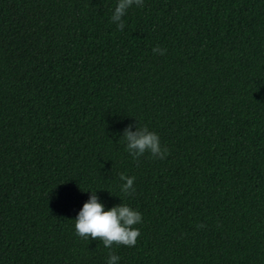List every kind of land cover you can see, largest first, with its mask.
I'll use <instances>...</instances> for the list:
<instances>
[{"label":"trees","instance_id":"trees-1","mask_svg":"<svg viewBox=\"0 0 264 264\" xmlns=\"http://www.w3.org/2000/svg\"><path fill=\"white\" fill-rule=\"evenodd\" d=\"M116 4L0 0V264H107L91 191L142 214L118 264H264V0H144L123 31ZM139 124L166 158H132Z\"/></svg>","mask_w":264,"mask_h":264},{"label":"clouds","instance_id":"clouds-1","mask_svg":"<svg viewBox=\"0 0 264 264\" xmlns=\"http://www.w3.org/2000/svg\"><path fill=\"white\" fill-rule=\"evenodd\" d=\"M144 0H117L111 21L116 24L119 31H123L125 24L123 17L133 5L143 7ZM154 54L164 55L166 49L159 46L152 49ZM123 139L126 142V150L134 160H139L146 153L153 158L164 159L168 155V149L162 148L159 135L150 131L147 126L139 127L132 131L131 126L125 129ZM121 191L125 196H132L135 192V177L120 175ZM90 199L84 203L82 210L75 219V234L82 239H94L103 243L109 249L107 264H118L120 257L111 251L113 245L135 247L141 235L136 225L142 223V214L134 210L128 204L122 203L110 210H105V205L100 202L97 191H91ZM202 228L203 225H198Z\"/></svg>","mask_w":264,"mask_h":264}]
</instances>
